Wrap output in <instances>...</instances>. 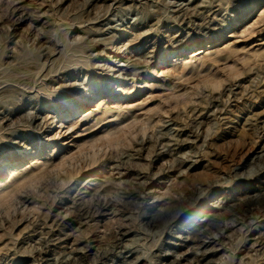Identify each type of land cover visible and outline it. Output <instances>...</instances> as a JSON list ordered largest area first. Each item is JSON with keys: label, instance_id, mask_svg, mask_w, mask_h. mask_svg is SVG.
<instances>
[{"label": "rangeland", "instance_id": "374dc122", "mask_svg": "<svg viewBox=\"0 0 264 264\" xmlns=\"http://www.w3.org/2000/svg\"><path fill=\"white\" fill-rule=\"evenodd\" d=\"M263 131L264 0H0V264H264Z\"/></svg>", "mask_w": 264, "mask_h": 264}, {"label": "bare ground", "instance_id": "6f19581e", "mask_svg": "<svg viewBox=\"0 0 264 264\" xmlns=\"http://www.w3.org/2000/svg\"><path fill=\"white\" fill-rule=\"evenodd\" d=\"M264 132V131H263ZM39 151V150H38ZM39 154V153H38ZM167 168V170H169V168L168 167H166ZM179 186V185H178ZM180 187V186H179ZM247 200H248V202H251V203H254V202H260V203H263L264 202V192H261V193H259L257 196H249L248 198H247ZM247 202V203H248ZM243 206L242 205H240V209L242 210L243 208H242ZM247 208V207H246ZM248 208H250V207H248ZM247 208V209H248ZM245 209V208H244ZM243 209V210H244ZM221 211H218V212H216V213H218V214H220L221 212H222V209H220ZM208 215H210V214H208ZM159 216V215H158ZM155 217H157V216H154L153 218H155ZM203 220V219H202ZM203 228L201 229V231H202V233H200L201 235H196L197 237H196V240L197 239H199V238H201V236H203L204 234H206L207 232H208V230L209 229H207L206 227H205V225H203L202 226ZM180 239H181V237H180ZM188 238H184L183 240H187ZM182 240V241H183ZM195 240V239H194ZM47 252L46 251H43V252H41L40 253V257L41 256H43L44 254H46ZM168 255H166L165 256V258L166 259H168L170 262H174L175 261V259L177 258V254H173V253H167ZM170 254V255H169ZM161 256V255H160ZM42 259V257L40 258V260ZM134 264H136V263H134Z\"/></svg>", "mask_w": 264, "mask_h": 264}]
</instances>
